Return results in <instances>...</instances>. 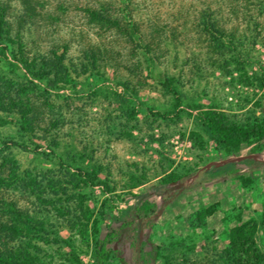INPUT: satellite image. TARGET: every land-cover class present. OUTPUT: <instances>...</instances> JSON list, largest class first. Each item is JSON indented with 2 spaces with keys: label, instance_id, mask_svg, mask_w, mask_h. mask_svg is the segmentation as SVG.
<instances>
[{
  "label": "rangeland",
  "instance_id": "374dc122",
  "mask_svg": "<svg viewBox=\"0 0 264 264\" xmlns=\"http://www.w3.org/2000/svg\"><path fill=\"white\" fill-rule=\"evenodd\" d=\"M0 7L10 31L0 91L17 105L0 112V164L11 159L3 173L19 179L0 201L45 222L31 241L43 264H92L93 219L98 239L114 233L110 264H229V232L253 223L264 250V139L226 153L195 119L208 108L238 125L264 118V0ZM49 69L63 90L46 89ZM33 179L36 194L24 185Z\"/></svg>",
  "mask_w": 264,
  "mask_h": 264
},
{
  "label": "trees",
  "instance_id": "16d2710c",
  "mask_svg": "<svg viewBox=\"0 0 264 264\" xmlns=\"http://www.w3.org/2000/svg\"><path fill=\"white\" fill-rule=\"evenodd\" d=\"M5 9L0 7V42H3L5 37L9 36V24L5 20ZM93 15L99 16L96 12ZM1 58L7 60L6 50L7 47L1 45ZM24 68H31L34 65L25 61L21 62ZM47 66L44 65L42 70H45ZM55 67V66H54ZM97 65L94 63L93 68L96 69ZM52 69H49V74H53V77L48 79L46 89L50 91H61L65 88L66 79L58 76L57 73H52ZM51 72V73H50ZM167 87L175 93V89L171 83H167ZM114 94H117L114 89H111ZM9 99V102H5L4 99ZM17 109V105L10 99L6 92L0 91V112H10ZM22 115V128L27 130L29 122ZM165 116V115H161ZM195 119L205 129L209 136L221 147V149L229 153L233 148L239 144L249 145L253 142H260L264 139V118L256 120L253 123L245 125H238L236 123H230L223 116L221 112L214 108L198 109ZM27 125V126H26ZM15 146H20L19 143L13 142ZM11 162V159L5 160L0 164V189L8 187L11 188L18 182V177L13 169H7L8 174L4 175V167H7ZM10 168V166H9ZM230 166L223 168L205 169L200 171L197 176L210 177L213 174L222 175L224 171L230 172ZM85 176L87 173H82ZM198 177V178H199ZM21 181V180H20ZM25 186H31V193L36 194L38 186L33 179L31 184H24ZM182 187L180 190H182ZM40 197H37L42 203H44ZM45 203H49L46 202ZM44 203V204H45ZM139 209L134 208L132 211L133 216H137L144 220L143 217L137 215ZM150 207H145V211H149ZM211 215L210 209H205L199 214L201 220L204 216ZM89 222V219L86 221ZM45 233V222L33 216L27 209H23L13 201H0V264H43L39 257V247L32 245L33 239H42V234ZM99 227L98 221L93 219L91 223V229L89 237L93 245L94 261L92 264H110L111 252L107 248V242L113 239L114 233H109L104 240L98 239ZM256 225L253 223L251 226L244 224L232 229L227 237V255L229 258V264H233L235 261L239 264H263L264 262V250L256 249L253 247L255 243ZM25 239V241H24ZM24 241V242H23ZM19 242V243H17ZM239 252V255H237Z\"/></svg>",
  "mask_w": 264,
  "mask_h": 264
}]
</instances>
